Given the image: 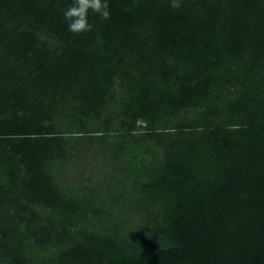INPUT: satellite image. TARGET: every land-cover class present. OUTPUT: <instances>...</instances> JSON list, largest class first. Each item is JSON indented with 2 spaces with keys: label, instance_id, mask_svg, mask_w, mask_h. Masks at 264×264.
<instances>
[{
  "label": "trees",
  "instance_id": "trees-1",
  "mask_svg": "<svg viewBox=\"0 0 264 264\" xmlns=\"http://www.w3.org/2000/svg\"><path fill=\"white\" fill-rule=\"evenodd\" d=\"M0 0V264H264V0Z\"/></svg>",
  "mask_w": 264,
  "mask_h": 264
},
{
  "label": "clouds",
  "instance_id": "clouds-1",
  "mask_svg": "<svg viewBox=\"0 0 264 264\" xmlns=\"http://www.w3.org/2000/svg\"><path fill=\"white\" fill-rule=\"evenodd\" d=\"M171 7L180 8V0H171ZM90 11L99 14L102 19L110 18L107 0H73V3L64 10L69 31L77 34L91 31L93 25L88 21Z\"/></svg>",
  "mask_w": 264,
  "mask_h": 264
}]
</instances>
